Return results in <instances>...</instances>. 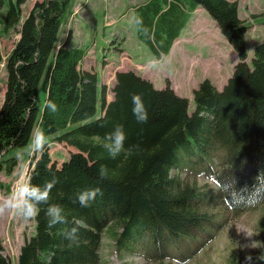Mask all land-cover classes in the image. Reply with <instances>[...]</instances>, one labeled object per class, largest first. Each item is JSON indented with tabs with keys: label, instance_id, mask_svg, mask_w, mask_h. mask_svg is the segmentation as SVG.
Segmentation results:
<instances>
[{
	"label": "trees",
	"instance_id": "16d2710c",
	"mask_svg": "<svg viewBox=\"0 0 264 264\" xmlns=\"http://www.w3.org/2000/svg\"><path fill=\"white\" fill-rule=\"evenodd\" d=\"M70 1H37L24 17L27 0H0V54L2 36H19L5 62L0 173H13L20 155L11 151L30 145L34 131L42 129L48 143L31 157L27 182L42 186L57 178L50 203L61 205L68 225L79 228V241L70 245L62 235L65 225L49 228L41 206L16 264H105L102 235L113 223L120 229L114 234L118 250L136 248L151 260L172 258L184 264L220 227L204 209L208 195L183 185L179 172L186 166L214 179L217 198L233 214L264 206V40L254 46L248 63L249 25L240 17L237 1L148 0L135 12L147 31L136 25V36L154 56L169 54L191 14L202 8L238 62L222 90L208 78L194 89L192 113L190 101L170 82L158 89L139 75L120 74L116 100L107 106L108 89L99 74L80 66L87 49L70 45L71 31L57 42ZM255 18L264 23V13ZM134 94L148 109L146 124L132 115ZM49 101L57 106L56 113L48 110ZM117 125L127 139L125 150L112 158L103 147L104 137ZM54 142L77 152L58 166L49 153ZM131 146L138 147L128 151ZM101 165L108 169L103 181L98 179ZM96 187L103 195L90 207L74 203L79 191ZM259 231L264 241V216ZM259 256L264 252L252 255V264H264ZM0 264H13L4 254L1 235Z\"/></svg>",
	"mask_w": 264,
	"mask_h": 264
},
{
	"label": "rangeland",
	"instance_id": "374dc122",
	"mask_svg": "<svg viewBox=\"0 0 264 264\" xmlns=\"http://www.w3.org/2000/svg\"><path fill=\"white\" fill-rule=\"evenodd\" d=\"M37 1L41 0H27L23 5L24 17ZM146 1L148 0H71L57 42L60 44L66 39L67 27L74 32L70 45L84 47L90 54L81 68H90L97 51L96 58L98 57L99 61L107 59L98 62L106 71L109 57L111 73L108 76L107 71L100 73L102 83L108 89L107 102L116 100L117 96L113 99L111 97L116 77L114 79L111 77L112 73L121 69L124 76L135 78L139 75L147 77L150 81L152 79L156 88H164L167 82H170L179 96L190 101L189 112L192 113L195 110L194 89H197L206 78H218V86L222 84L232 75L233 68L238 62L237 54L222 36L210 14L202 8H197L169 54H163L168 60L166 67L160 71L152 70L148 62L158 56H154L136 36L135 12L137 7ZM230 1L238 2L239 15L249 25L245 37L249 52L247 62L251 63L254 46L264 40V23L255 18L264 13V0ZM74 10H77V14L72 16ZM18 38V35L1 38L0 107L6 90L5 62ZM103 52L104 56L101 55ZM106 109L102 116L107 114ZM71 152L77 150L64 143L54 142L49 145L51 158L58 166L69 158ZM11 154H19L20 158L11 175L0 173V197L6 196L18 181L27 182L30 159L39 156L40 152H32L28 145L13 149ZM179 176L183 185L196 186L208 195L204 209H208L220 225L211 231L214 237L204 248L184 264H246L247 256L264 252V241L259 231L264 206L235 215L217 198L219 188L213 178L197 173L190 165L179 172ZM119 231L118 224L113 223L103 232L100 256L105 264H182L172 258L151 260L143 253H139L145 251L136 248L132 252L118 250L114 234ZM33 232L32 220L26 222L22 218L7 214L0 216L4 254L13 264L17 263L25 238L31 236Z\"/></svg>",
	"mask_w": 264,
	"mask_h": 264
},
{
	"label": "clouds",
	"instance_id": "9594fccd",
	"mask_svg": "<svg viewBox=\"0 0 264 264\" xmlns=\"http://www.w3.org/2000/svg\"><path fill=\"white\" fill-rule=\"evenodd\" d=\"M136 25L140 30L146 32L147 29L143 28V21L137 17L135 19ZM149 65L152 70H163L168 64L167 57L161 54L150 60ZM132 115L139 124H146L149 119L148 109L144 104L141 96L134 94L131 97ZM48 110L52 113L58 111L57 106L49 101L47 104ZM127 139L126 133L122 126H115L114 129L105 134L103 144L104 149L112 158L117 157L123 150H125V141ZM48 143L47 136L42 129L34 131L31 141L30 150L32 152H43ZM138 146H131L127 150L131 151L132 148ZM98 179L100 181L108 179V169L101 165L98 169ZM58 183L57 178L53 177L50 181L45 182L42 186L33 185L28 182L18 181L10 192L3 197H0V216L11 215L19 217L26 222L35 218L41 206H44V214L47 217V226L53 228L57 225H65L62 230L63 238L71 244L79 241V228L75 225H68V221L64 215V209L59 204L50 203V194L53 187ZM103 192L99 187L87 188L79 191L76 194L74 203H78L81 207L87 208L97 199L102 196ZM257 260L264 259V257H257ZM246 264H252L253 258L247 256L245 258Z\"/></svg>",
	"mask_w": 264,
	"mask_h": 264
},
{
	"label": "crops",
	"instance_id": "0c3cea01",
	"mask_svg": "<svg viewBox=\"0 0 264 264\" xmlns=\"http://www.w3.org/2000/svg\"><path fill=\"white\" fill-rule=\"evenodd\" d=\"M75 14H77V10H74L73 12H72V16H75ZM194 14V12L191 14V16ZM191 19V18H190ZM111 23H113V22H111ZM107 25H108V23H106ZM73 29V28H72ZM71 31V29H69V27H67V33H66V38H67V36L69 35V32ZM72 32V37H73V34H74V32L73 31H71ZM1 43H2V39H1ZM2 45V44H1ZM174 46V45H173ZM248 54H249V52H248ZM96 55H97V51H95V61L93 62V63H91V66H90V68L89 67H82L83 69H88V70H90V69H92V70H94V71H96L98 74H99V77H100V80H101V83H102V79H101V76H100V73L101 72H103V73H106V71H107V76H108V74L109 73H111V70H110V63H111V60L109 59V57H108V64L106 65V67H107V70L106 71H104V69L98 64V62H102V61H104V60H107L106 58H103L102 59V61H99L98 60V57L96 58ZM102 56H104V52L101 54ZM90 56V54H89V50L86 52V55L84 56V58H83V60H82V62H81V65L80 66H82V64H83V62H86V60H87V58ZM237 61H238V57H237ZM223 65V64H222ZM226 65V64H225ZM99 67V68H98ZM228 67H231V66H228ZM117 71H118V73H117ZM117 71H115L114 73H112V77H111V79H114L115 77H116V83H115V85L113 86V92H112V99H113V97L114 96H116L117 95V92H116V87H117V84H118V76L120 75V74H123L124 72L121 70V69H119V70H117ZM117 73V74H116ZM147 78V77H146ZM216 86H217V88L218 89H222L223 87H224V85L227 83V79L228 78H226L225 80H224V82L221 84H219V86H218V81H219V79L218 78H209ZM151 81H153L152 79H151ZM154 82V81H153ZM102 84H104V83H102ZM112 102V101H111ZM111 102H107L108 104H110Z\"/></svg>",
	"mask_w": 264,
	"mask_h": 264
}]
</instances>
